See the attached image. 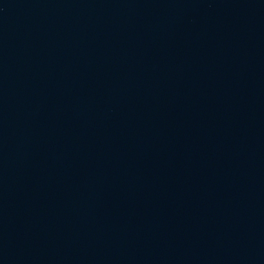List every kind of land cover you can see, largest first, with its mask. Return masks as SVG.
I'll return each instance as SVG.
<instances>
[{
	"label": "water",
	"instance_id": "95a60500",
	"mask_svg": "<svg viewBox=\"0 0 264 264\" xmlns=\"http://www.w3.org/2000/svg\"><path fill=\"white\" fill-rule=\"evenodd\" d=\"M0 264H264V0H0Z\"/></svg>",
	"mask_w": 264,
	"mask_h": 264
}]
</instances>
